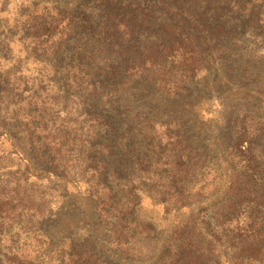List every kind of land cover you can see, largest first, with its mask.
<instances>
[{
    "label": "trees",
    "instance_id": "trees-1",
    "mask_svg": "<svg viewBox=\"0 0 264 264\" xmlns=\"http://www.w3.org/2000/svg\"><path fill=\"white\" fill-rule=\"evenodd\" d=\"M263 103L264 0H0V264H264Z\"/></svg>",
    "mask_w": 264,
    "mask_h": 264
},
{
    "label": "rangeland",
    "instance_id": "rangeland-1",
    "mask_svg": "<svg viewBox=\"0 0 264 264\" xmlns=\"http://www.w3.org/2000/svg\"><path fill=\"white\" fill-rule=\"evenodd\" d=\"M216 93H212L210 95L211 98L215 97ZM264 106V103H263ZM202 107H200L198 109V115H197V119L195 120L197 123H206L209 125V127L211 129H213V127L215 126V122L216 120H218L219 118H217L215 116V111L216 107L213 108H209V111L211 112V114H208L207 112H205L204 107L203 109H201ZM215 116V117H214ZM217 126H221V122L217 123ZM200 132V131H199ZM198 133V132H197ZM202 134H208L207 138L203 137L204 140H201L203 142V144L205 145H210V143L212 142V139L214 137V133H203ZM9 149V144L7 142H5L4 140H0V153H2V151H7ZM74 189V188H73ZM73 189H70L71 192H75ZM151 189L147 188V192L145 193V195L143 196L142 202L140 207L138 208V216L140 218V220L142 221H151L154 225H157L158 230L159 231H163L166 229V227L169 225V223L171 221H173L174 219H176L177 216L182 217L184 213H179V215H175L174 213H170L168 216V218H164L163 215V211L161 210L160 206L158 204H155L151 199L153 198L152 193H151ZM73 199H75L77 201V197L75 195V193H73L72 196ZM54 207V205H53ZM55 209V207H54ZM71 226H75L74 222L71 224ZM73 235L75 237H81L82 235H86L88 232V228L86 227V225L84 223H77L76 222V226L73 229ZM104 239V237H103ZM105 252V251H103Z\"/></svg>",
    "mask_w": 264,
    "mask_h": 264
}]
</instances>
